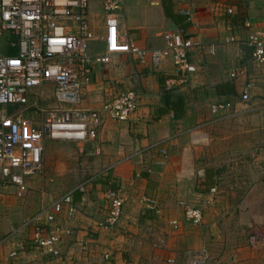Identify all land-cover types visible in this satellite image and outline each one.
I'll return each mask as SVG.
<instances>
[{
  "label": "crops",
  "instance_id": "crops-1",
  "mask_svg": "<svg viewBox=\"0 0 264 264\" xmlns=\"http://www.w3.org/2000/svg\"><path fill=\"white\" fill-rule=\"evenodd\" d=\"M119 1L120 28L132 42L153 49L163 45L164 31L182 30L196 43L197 71L188 83L168 90L164 81L174 72L171 62L155 69L148 60L137 63L120 54L123 58L97 65L82 106L100 109L105 100L134 88L137 108L126 121L106 116L94 141L75 142L79 156L93 155L91 161L81 158L92 174L72 192L75 213L57 217L65 230L61 257L23 250L32 227L22 226L0 230V264H156L161 252L166 263L174 258L178 264L188 249L211 250V235L224 219L218 206L210 215L212 198L216 205L225 198L255 204L256 213L245 212L252 224L264 227V64L244 43L251 30L264 29V0H168L170 14L163 0ZM102 2L98 11L89 9L97 34L105 30ZM90 50L104 53L103 42H93ZM249 81L253 87L244 100ZM215 103L225 108L213 112ZM111 189L126 198L114 229L99 225L108 215ZM181 199L203 209L201 224L185 219ZM53 201H42L40 209ZM248 257L242 263L264 264V243Z\"/></svg>",
  "mask_w": 264,
  "mask_h": 264
},
{
  "label": "built area",
  "instance_id": "built-area-1",
  "mask_svg": "<svg viewBox=\"0 0 264 264\" xmlns=\"http://www.w3.org/2000/svg\"><path fill=\"white\" fill-rule=\"evenodd\" d=\"M102 8L105 30L97 34L91 25L89 0H0L1 182L22 186L26 176L37 172L43 164L47 139L94 141L106 116L116 121L130 118L139 100V93L134 88L105 100L100 109L82 106L83 91L92 83L97 65L108 64L120 54L130 56L137 63L148 60L155 69L171 62L174 72L164 81L168 90L188 83L197 71L192 55L196 43L182 30L164 31L162 46L143 48L132 42L120 28L122 6L119 0H103ZM226 11L233 13L231 7ZM245 25L248 29L251 26L249 21ZM95 41L103 42L104 53L91 52V44ZM244 43L251 49L252 58L264 64V29L251 30ZM7 45L16 47V52L7 53ZM47 85L52 87L55 102V106L49 108L38 104L37 89ZM252 87V81L244 85L242 99L250 98ZM30 106L40 113V122L26 115ZM220 108H225V104L212 105L213 112ZM193 133L199 141L196 132ZM215 190V187L211 188V191ZM109 199L108 215L99 225L114 229L126 198L111 189ZM147 201L154 206V200ZM178 203L188 222L202 223V208L182 199ZM75 210L72 193H66L29 216L23 227L31 226L32 235L22 243L23 250L30 248L51 257H61L60 244L65 230L57 217L63 211L71 217ZM263 243L257 233L249 238L252 247L257 248ZM185 255V264H207L209 258L206 247L188 249ZM176 263L174 258L167 259V264ZM61 264L69 263L64 260Z\"/></svg>",
  "mask_w": 264,
  "mask_h": 264
},
{
  "label": "rangeland",
  "instance_id": "rangeland-1",
  "mask_svg": "<svg viewBox=\"0 0 264 264\" xmlns=\"http://www.w3.org/2000/svg\"><path fill=\"white\" fill-rule=\"evenodd\" d=\"M98 2L99 0H90L91 9L98 11ZM1 43L4 44V42ZM15 52L16 47L10 54ZM118 58L123 56L120 55ZM37 91L39 105L46 108L55 106L51 89H46L45 86ZM26 115H29L28 117L33 121L41 120L40 113L32 106L26 109ZM75 146L77 144L73 141L53 142L47 139L41 168L26 176L22 186L0 181V230H19L25 220L41 208L42 201L50 203L65 193H72L92 174L87 171V166L83 164L84 160L81 158L84 156L85 159L90 160L93 155H80V157ZM212 199L210 200L213 209L210 215H215V207L218 206L224 219L223 226H217L218 231L211 235L212 240L215 239V241L211 245V250L208 249L207 264H239L237 255L241 259L240 264H245L242 262L249 258L248 253L253 248L249 244L250 236L257 233L260 238H264L263 232L260 231L264 230V227L252 224L254 220L245 212L249 210L256 213L258 208L255 204L254 206L247 203H234L227 198L223 203L216 205L215 200ZM212 222L214 223L215 220L213 219ZM209 229L212 230L211 227ZM249 246L251 250L247 248ZM185 254L186 252L184 257H186ZM161 256V262L156 264H167L165 252H161ZM178 264H185V260H181Z\"/></svg>",
  "mask_w": 264,
  "mask_h": 264
},
{
  "label": "trees",
  "instance_id": "trees-1",
  "mask_svg": "<svg viewBox=\"0 0 264 264\" xmlns=\"http://www.w3.org/2000/svg\"><path fill=\"white\" fill-rule=\"evenodd\" d=\"M163 4L165 5V10L167 12V14L169 13L170 14V11H169V6H168V0H163ZM11 51H7V53H10Z\"/></svg>",
  "mask_w": 264,
  "mask_h": 264
}]
</instances>
